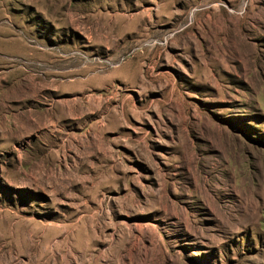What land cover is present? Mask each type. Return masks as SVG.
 I'll return each mask as SVG.
<instances>
[{"label": "rangeland", "instance_id": "rangeland-1", "mask_svg": "<svg viewBox=\"0 0 264 264\" xmlns=\"http://www.w3.org/2000/svg\"><path fill=\"white\" fill-rule=\"evenodd\" d=\"M0 264H264V0H0Z\"/></svg>", "mask_w": 264, "mask_h": 264}]
</instances>
